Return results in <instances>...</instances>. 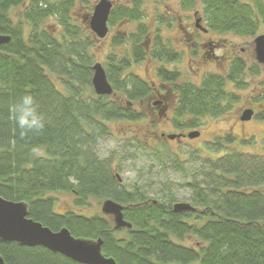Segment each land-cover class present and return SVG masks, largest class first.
Listing matches in <instances>:
<instances>
[{"label":"trees","instance_id":"obj_1","mask_svg":"<svg viewBox=\"0 0 264 264\" xmlns=\"http://www.w3.org/2000/svg\"><path fill=\"white\" fill-rule=\"evenodd\" d=\"M95 1L0 0V35L10 36L0 45V195L26 202L29 216L54 231L66 227L75 237L101 239L103 253L118 264H264V156L229 148L236 140L231 134L206 147L209 154L198 174L183 184L192 191L197 211L173 210L177 197L171 182L160 190L163 199L139 185L128 189L115 173L114 159L97 153L100 140L110 134V121L148 116L93 89L96 35L88 19ZM112 1L111 27L138 23L128 37L115 35L114 45L130 40L133 60L147 59L152 46L150 28L142 21L145 0ZM180 2L183 9L200 3L206 26L218 32L246 34L257 28L255 10L264 14L261 0ZM79 6L85 10L82 23L74 14ZM50 21L58 26L54 33ZM107 59L108 79L128 104L149 102L150 85L136 74H124L131 59L116 53ZM231 80L228 70L207 74L199 84L177 86L174 127L197 129L203 118L222 116L235 101L228 89ZM25 93L35 97L48 123L41 133L21 137L11 107ZM58 191L74 194L78 208L90 206L91 200H115L125 207L132 228H115L103 213L60 212L53 196ZM0 255L5 264H83L18 242L0 243Z\"/></svg>","mask_w":264,"mask_h":264},{"label":"rangeland","instance_id":"obj_2","mask_svg":"<svg viewBox=\"0 0 264 264\" xmlns=\"http://www.w3.org/2000/svg\"><path fill=\"white\" fill-rule=\"evenodd\" d=\"M144 10L145 18L142 21L150 28V33L147 38L149 44H152L151 42L155 39L157 30H159V39L164 41V44H167L168 42H171L172 44L174 43L173 47L183 54L184 58L183 63L181 64L182 66H178L180 69L183 68L185 70V76L191 77L194 83H199L200 78L194 75L193 69H190V66L196 69V63L189 62L190 66L186 63L187 57L183 51V49L187 50L186 44L183 46L178 45L180 42L178 38L172 37L171 35L178 34L177 26L179 24V17H183L185 20H189V22L194 19L195 12H197V17L199 15L204 17L202 5L199 3L195 8L183 9L180 0H145ZM84 12V8L80 6L74 11L78 23H82L81 17ZM50 23L49 30L53 33L56 32L58 26H56V23L53 21H50ZM137 24L138 23L136 22H116L115 26L111 27L109 25L110 31L105 38L95 37L96 62H101L106 66L107 56L112 53L130 57V40L126 39L125 42L120 45H114L113 40L115 35L128 37V32L131 31L130 29L134 28ZM257 31L259 34L262 33V26H259ZM212 34L213 38L218 41L221 40L220 38L225 39V44H227V49H229V51H231L233 44L245 46V44L252 39L251 36H236L232 32H213ZM166 65L172 67V64L165 63V66ZM159 66L160 63L153 62L149 57L139 63H132L130 68L125 71L124 74H136L150 83L152 81L159 83L160 79L157 75V67ZM223 66L225 67V65ZM184 67H186V69ZM201 67L203 71L206 70V73L208 71H216L224 74L227 71L216 61L211 60L205 61ZM183 78L185 77L183 76ZM260 79L261 75H258L257 77H250V75L246 78L244 77L245 84L242 87H239L238 89H234L233 87V90L238 92L239 98H241L239 102H232L229 107L230 109L220 117L203 118L200 122L201 126L199 128L185 130L186 133L200 130L202 132L200 138L187 137L182 141L157 138L155 133H165L169 135L180 131L179 129H176L174 123H172V114L168 113L167 116L158 117L154 115L152 118L148 117L130 122L110 121L108 125L110 134L100 140L99 145L96 147V151L103 158L110 157V159H114L113 166L115 168V173L120 175L122 178V184L128 189H133L136 185H139L146 189L151 197L163 199L160 190H163L162 186L164 183L171 182L173 193L177 197L176 202L191 203L192 201L190 199L192 191L183 184L190 181L198 174L197 170L203 164L205 156L209 154L206 147L211 146L213 140H216L227 133H233V130L239 135L250 133L251 135H256L257 138L262 137L264 123L247 124V126L245 125V128H242L241 123L239 121L236 122V116L241 111L240 108L244 105L251 104L252 96H256L257 93H260V86L256 84ZM228 89L230 91L232 90L231 84H229ZM112 99L124 107L128 105V101L123 92L119 91ZM148 103L150 104L151 101H135L129 106H133V109L136 111L138 110L137 112L145 114L150 111ZM255 108L259 112L263 106L256 103ZM149 129L152 130V133H150L149 137L143 138L144 136H142V134ZM255 143L260 144L261 142L256 139ZM235 146H238L236 149L249 151L254 154L261 152L259 147L248 146V148L245 147L242 142L238 144L234 143L232 146H229V148ZM223 152H221V154H223ZM121 159L122 162H120ZM177 160L182 162L179 163L182 165V168L177 169ZM53 196L56 198V209L60 212L72 208L79 213H85L88 215L102 213L101 206L103 201L91 200L90 206L78 208L74 206V194L72 193L58 191L54 192Z\"/></svg>","mask_w":264,"mask_h":264},{"label":"flooded vegetation","instance_id":"obj_3","mask_svg":"<svg viewBox=\"0 0 264 264\" xmlns=\"http://www.w3.org/2000/svg\"><path fill=\"white\" fill-rule=\"evenodd\" d=\"M264 8V0H261ZM255 10V8H254ZM255 10V15H253V18L256 22L257 28L255 30H248L246 31V34H240L237 30H232L229 32L234 33L236 36L241 37H250L251 41L246 43L245 46L242 45H232L231 51L227 49V44H225V39L220 38L221 40H217L213 38V32L216 33H223L214 31L212 29H209L206 26V20L205 17L198 16L194 13V19L189 22V20H185L183 17H179V24L177 26V35H171L172 37H177L180 41L178 45L183 46L186 44V49H183L187 61L186 63L189 64V62H195L197 67L194 69L192 66H190V69H193L194 75L200 78V82L202 81L203 77L210 73H217L222 74L221 72L216 71H203L201 65L208 60L216 61L218 64L221 65L222 68L225 70H230V76L232 77V80L230 84L232 85L231 94L235 98V102H239L241 98H239L238 92L233 90L238 89L239 87H242L245 84L244 77H257L258 75H261V79L256 83L260 86V93H257L256 96H252L251 104L244 105L240 111V113L236 116V122L239 121L241 123V127L245 128V125L247 124H259L264 123V63H261L257 59V54L255 51L256 44L255 39L259 35H264V14H259V12ZM253 21V19H251ZM186 21V22H184ZM260 21V22H259ZM170 24V23H169ZM259 26H262V33H258ZM159 30H157V34L155 36V39L153 42H151V48H150V54L148 55L153 62L160 63V66L157 67V75L160 79L159 83L155 82H148L147 80L143 79V81H146L150 87H151V94L149 96V102L148 106L150 108V111L148 113H140V115L148 116L149 118L153 117L154 115L161 117V116H167L168 113L172 114V119L175 117L177 113V104L179 100V91L176 90L177 86H180L181 84H184L186 82H193V79L189 76H185L186 72L183 68L180 69L179 66H182L183 63V54L176 50L171 42L164 44L165 42L160 40L158 35ZM162 41V42H161ZM173 41V40H171ZM238 46V47H237ZM129 57L131 59V64L136 63L133 60L132 53ZM162 55H166V57H163ZM109 56V55H108ZM107 56V58H108ZM117 57H120V55H117ZM148 57V58H149ZM166 64H172V67H168ZM107 65H108V59H107ZM179 65V66H178ZM225 65V67L223 66ZM229 67V68H228ZM186 69V67H184ZM247 70V71H246ZM226 71V73H227ZM164 74L165 78H162V73ZM224 73L223 75H225ZM183 76L186 78H183ZM198 79V78H197ZM111 83V82H110ZM194 83V84H199ZM260 83V84H259ZM113 86V84H111ZM114 89V86H113ZM118 90L113 91L111 98H114L116 94L118 93ZM122 92V91H120ZM124 94V93H123ZM125 95V94H124ZM261 104L263 108L259 110V112L255 108V104ZM130 105V104H128ZM133 108V106H129ZM247 110H250L252 112L251 118L246 119L245 118V112ZM138 111V110H137ZM170 117V116H169ZM172 122V121H171ZM173 123V122H172ZM237 124V123H236ZM180 131L174 134L180 135L177 138H174V140H184L188 137V133L185 132V130L179 129ZM200 132L199 136L195 138H200L202 135V132L200 130H197ZM231 134L236 140L235 143L238 144L242 142L245 147L248 146H255L259 147L261 149V152H258L256 155L264 156V131L262 132V137L257 138L256 135H251L250 133H244V135H239L236 132L233 133H227ZM157 138H168V134L160 133L156 134ZM224 136V135H223ZM221 136V137H223ZM190 138V137H189ZM256 139L261 142L260 144H256ZM171 140V139H170ZM173 140V139H172ZM238 146H236L237 148ZM250 147V148H251ZM249 148V147H248ZM242 152L248 153V154H254L249 151H243Z\"/></svg>","mask_w":264,"mask_h":264},{"label":"water","instance_id":"obj_4","mask_svg":"<svg viewBox=\"0 0 264 264\" xmlns=\"http://www.w3.org/2000/svg\"><path fill=\"white\" fill-rule=\"evenodd\" d=\"M112 0H98L88 19V26L97 38H105L109 31V17L113 8ZM197 14V12H195ZM10 41V36L0 35V45ZM256 54L259 62L264 63V35L255 39ZM92 86L97 95H112L114 89L111 85L106 69L101 62L92 66ZM252 112L247 110L245 118L250 119ZM199 131H191L188 137L199 136ZM177 134H169L168 138L179 137ZM119 180L122 178L117 174ZM125 207L112 199L103 201L101 212L108 216L115 228H132V224L124 217ZM175 212L197 211L190 202H176L173 205ZM18 242L23 246H42L51 251L67 256L83 264H118L115 258L103 253L101 239L92 240L75 237L66 227L58 231L52 230L42 222L29 216L28 204L24 201H13L0 195V243ZM0 264H5L0 255Z\"/></svg>","mask_w":264,"mask_h":264},{"label":"clouds","instance_id":"obj_5","mask_svg":"<svg viewBox=\"0 0 264 264\" xmlns=\"http://www.w3.org/2000/svg\"><path fill=\"white\" fill-rule=\"evenodd\" d=\"M11 112L21 137L41 133L48 123L30 93L21 95L12 105Z\"/></svg>","mask_w":264,"mask_h":264},{"label":"bare ground","instance_id":"obj_6","mask_svg":"<svg viewBox=\"0 0 264 264\" xmlns=\"http://www.w3.org/2000/svg\"><path fill=\"white\" fill-rule=\"evenodd\" d=\"M105 201V200H104ZM103 203V202H102Z\"/></svg>","mask_w":264,"mask_h":264}]
</instances>
